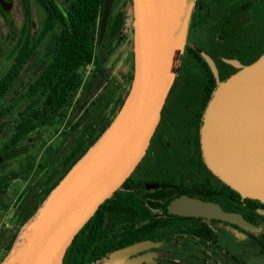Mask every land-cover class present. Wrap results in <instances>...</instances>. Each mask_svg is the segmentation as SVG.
Returning a JSON list of instances; mask_svg holds the SVG:
<instances>
[{"label": "flooded vegetation", "instance_id": "af4514ba", "mask_svg": "<svg viewBox=\"0 0 264 264\" xmlns=\"http://www.w3.org/2000/svg\"><path fill=\"white\" fill-rule=\"evenodd\" d=\"M72 1L55 0L60 6ZM253 2H260L262 9L253 10ZM12 4L11 0H0V12L6 15ZM34 5L40 16L34 22L32 14L30 25V47L34 50L14 84L8 85L5 94L8 101L29 95L28 87L41 74L46 61L42 38L38 37L44 10L38 0L31 1V10ZM25 29L23 21L15 34H7L11 39L9 51ZM131 36V0H114L102 38L99 34V41L107 49L104 62L111 76L125 50L131 51ZM261 50H264V0H196L183 56L149 153L121 192H131L136 200L117 203L118 210L104 208L102 222L94 229L96 236L92 239L91 232L85 246L73 248L64 264H264V213L258 211L264 210V201L240 194L242 199L256 202L241 200L236 205L230 190L233 188L208 167L201 145L204 113L218 83L239 66L257 60L264 53L260 54ZM12 62L10 58L6 71ZM107 72L97 74L99 81H94L92 89H102ZM4 110L11 112L10 107ZM3 117L4 121L10 120L9 116ZM62 130L63 127L54 138L60 140ZM42 132L43 128L37 130L30 141L34 137L36 144L39 139L42 143ZM6 134L7 130L0 133V175L8 178L12 151L3 144ZM74 138L69 137V141ZM73 154L67 152L68 158ZM12 181L9 179L8 187L0 194L3 203L0 207L7 205L8 213L24 190L12 202ZM170 191L180 193L161 196ZM180 197L217 204L224 211L242 216L248 227L178 211L176 202Z\"/></svg>", "mask_w": 264, "mask_h": 264}, {"label": "water", "instance_id": "95a60500", "mask_svg": "<svg viewBox=\"0 0 264 264\" xmlns=\"http://www.w3.org/2000/svg\"><path fill=\"white\" fill-rule=\"evenodd\" d=\"M113 1H105L100 38ZM195 3L131 0L126 98L105 132L25 223L0 264H64L90 223L128 187L149 153L183 56ZM201 145L215 174L243 197L264 201V53L218 83L204 113ZM176 209L248 227L242 216L214 203L180 197Z\"/></svg>", "mask_w": 264, "mask_h": 264}, {"label": "trees", "instance_id": "16d2710c", "mask_svg": "<svg viewBox=\"0 0 264 264\" xmlns=\"http://www.w3.org/2000/svg\"><path fill=\"white\" fill-rule=\"evenodd\" d=\"M20 1L26 29L9 51L13 62L0 80V133L7 130L3 144L10 146L14 159L25 152L26 143L40 128L43 131L54 129L53 133H58L62 127L64 130L59 141L41 143L40 151L45 147L41 154L27 153L8 178L0 175V194L8 187L9 179L24 176L27 181L10 213V225L0 231V263L11 251L21 228L111 124L126 98L130 78L129 70L122 81H118L105 67L107 49L99 41L105 0H73L63 6L55 0H38L44 10L42 31L38 35L43 42L44 68L28 87L27 97L16 96L8 101L5 97L8 85L14 84L16 75L34 50L30 47L32 0ZM260 4L253 2V10H261ZM263 52L261 50L260 54ZM92 61L91 74L84 79L85 67ZM100 72L107 75L102 79V89L97 91L92 87ZM5 107H10L11 112H5ZM5 115L10 117L9 121H4ZM72 136L75 138L69 141ZM67 152L74 154L68 158ZM230 190L238 206L241 200L256 202L242 199L239 192ZM135 200L131 192H123L105 208L118 210L117 203ZM7 209V205L0 207V217ZM103 217L104 211L95 217L73 248L85 246L91 232L92 239L96 236L94 229L100 226ZM81 258L83 262L84 247Z\"/></svg>", "mask_w": 264, "mask_h": 264}, {"label": "rangeland", "instance_id": "374dc122", "mask_svg": "<svg viewBox=\"0 0 264 264\" xmlns=\"http://www.w3.org/2000/svg\"><path fill=\"white\" fill-rule=\"evenodd\" d=\"M12 6L7 11L6 15H3V13L0 12V75L3 74L9 63H10V57H9V50L11 45V39L7 37L8 33L15 34L19 30V28L22 26L24 21V12L23 7L20 0H11ZM32 14H33V20L34 22H37L40 18L39 13L36 9V6H32ZM130 70V49H126L122 58L120 59L119 63L116 65V67L113 70V74L116 77L118 81H122V77L125 74H128V71ZM90 76V75H88ZM88 78V77H87ZM54 129H48L44 130L42 132V140L46 142H57L59 141L58 138H54V136L57 133H53ZM54 138V140H52ZM41 139H39V143L36 144L35 139L32 141H29L25 145V152L21 153L16 158L12 159V170L18 169V161L23 159L27 153L31 154H40V148L42 144L40 143ZM203 150V149H202ZM16 153V152H15ZM204 155V154H203ZM205 159V157H204ZM24 176L18 177L17 180L12 181V190H11V197L12 202L17 198L18 194L22 191L26 184V180L23 178ZM12 209L9 210V215L11 213ZM24 226L21 228L18 238L23 234Z\"/></svg>", "mask_w": 264, "mask_h": 264}, {"label": "built area", "instance_id": "2783aa9c", "mask_svg": "<svg viewBox=\"0 0 264 264\" xmlns=\"http://www.w3.org/2000/svg\"><path fill=\"white\" fill-rule=\"evenodd\" d=\"M93 68V61L91 63H89L86 67H85V71H84V79H86L87 77H89L88 75L91 74ZM10 225V221H9V213L6 212L4 213L1 217H0V231L5 228L8 227Z\"/></svg>", "mask_w": 264, "mask_h": 264}, {"label": "crops", "instance_id": "0c3cea01", "mask_svg": "<svg viewBox=\"0 0 264 264\" xmlns=\"http://www.w3.org/2000/svg\"><path fill=\"white\" fill-rule=\"evenodd\" d=\"M18 179V178H17ZM17 179H15V180H17ZM15 180H13V181H15Z\"/></svg>", "mask_w": 264, "mask_h": 264}]
</instances>
